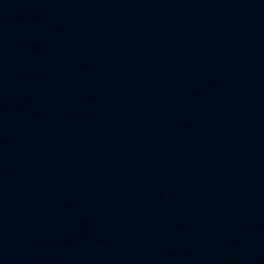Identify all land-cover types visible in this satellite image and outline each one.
<instances>
[{
    "label": "water",
    "instance_id": "1",
    "mask_svg": "<svg viewBox=\"0 0 264 264\" xmlns=\"http://www.w3.org/2000/svg\"><path fill=\"white\" fill-rule=\"evenodd\" d=\"M0 264H264V0H0Z\"/></svg>",
    "mask_w": 264,
    "mask_h": 264
}]
</instances>
